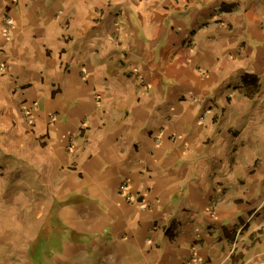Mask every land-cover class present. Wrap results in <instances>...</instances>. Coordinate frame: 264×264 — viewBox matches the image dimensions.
Listing matches in <instances>:
<instances>
[{"label":"crops","instance_id":"0c3cea01","mask_svg":"<svg viewBox=\"0 0 264 264\" xmlns=\"http://www.w3.org/2000/svg\"><path fill=\"white\" fill-rule=\"evenodd\" d=\"M38 257L264 264V0H0V264Z\"/></svg>","mask_w":264,"mask_h":264},{"label":"built area","instance_id":"2783aa9c","mask_svg":"<svg viewBox=\"0 0 264 264\" xmlns=\"http://www.w3.org/2000/svg\"><path fill=\"white\" fill-rule=\"evenodd\" d=\"M13 28V22H12V20H10V19H7L6 20V36L7 37H10V35H11V29ZM121 190L122 191H126L127 190V183H124L123 185H122V187H121ZM127 199L129 200V201H131L132 200V197L131 196H127ZM213 210V208L211 207V212H213L212 211ZM212 217H215V213H212Z\"/></svg>","mask_w":264,"mask_h":264},{"label":"rangeland","instance_id":"374dc122","mask_svg":"<svg viewBox=\"0 0 264 264\" xmlns=\"http://www.w3.org/2000/svg\"><path fill=\"white\" fill-rule=\"evenodd\" d=\"M57 246H58V245H56L55 247H57ZM37 247H39V248L41 247V248H42V247H43L42 243L39 242L38 245L36 246V248H37ZM34 258H35V260H36V259H37V256H34ZM38 258H39V259H38V262H39L38 264H40V257H38ZM42 264H44V263H42Z\"/></svg>","mask_w":264,"mask_h":264}]
</instances>
